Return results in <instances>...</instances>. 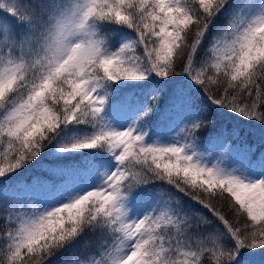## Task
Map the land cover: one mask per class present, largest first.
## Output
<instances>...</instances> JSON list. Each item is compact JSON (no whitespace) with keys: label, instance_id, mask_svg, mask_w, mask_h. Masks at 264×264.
<instances>
[{"label":"snow or ice","instance_id":"1","mask_svg":"<svg viewBox=\"0 0 264 264\" xmlns=\"http://www.w3.org/2000/svg\"><path fill=\"white\" fill-rule=\"evenodd\" d=\"M153 74L149 101L109 103L111 83ZM165 85L178 135L150 142ZM197 92L264 126V0H0V264H243L264 249V136L203 139ZM109 108L132 122L113 127Z\"/></svg>","mask_w":264,"mask_h":264},{"label":"trees","instance_id":"2","mask_svg":"<svg viewBox=\"0 0 264 264\" xmlns=\"http://www.w3.org/2000/svg\"><path fill=\"white\" fill-rule=\"evenodd\" d=\"M102 31H112L116 30V35H113L112 40L115 41L117 36H125L129 40L134 39V34L129 29H123L120 31V26L118 25H109L107 27L102 26ZM125 40H120L119 43L110 44V47L113 51L119 49ZM159 77L150 76L149 81H153L149 83V81H119L111 83L107 86L108 91L110 92L109 103L111 105H115L123 100L128 98L133 99V103L136 101V97L145 98L148 101L150 100L151 95L154 93L151 91L156 88L159 89V85L155 83L158 81ZM173 84L183 83L185 85H189L187 80H184L182 77H170L169 78ZM172 85H165L163 90L159 92V100L157 102L158 111L152 114V119L148 123L146 131H148L149 136H165L168 134V131H172V120L169 118V108H170V94H171ZM196 105L202 115H204L207 119L212 121L206 129L202 130V138L207 139L214 137L219 132L224 130H231L232 128L239 129L240 136L247 138L248 140L255 141L258 138L264 136V126L254 124L250 121H245L243 118L236 116L234 113H230L226 110L217 108L213 105L208 99L205 98L204 95L199 92L196 93L195 98ZM76 126H69L70 135H79L80 133H76L70 131L71 128ZM82 127V126H79ZM63 135V134H62ZM51 147V146H50ZM86 152H103L105 156L109 154L104 152L103 149H94V150H84ZM47 152V149L45 150ZM44 155V154H42ZM51 158V157H47ZM35 164V162H33ZM103 171V170H102ZM40 172L39 167L28 166L26 169L20 170V178L22 182H27L33 175L38 174ZM95 182H99L102 175H93L91 176ZM245 253V260L251 261L252 264H264V249L250 250L244 249L242 250ZM53 264H58V262L53 260Z\"/></svg>","mask_w":264,"mask_h":264},{"label":"rangeland","instance_id":"3","mask_svg":"<svg viewBox=\"0 0 264 264\" xmlns=\"http://www.w3.org/2000/svg\"><path fill=\"white\" fill-rule=\"evenodd\" d=\"M152 92L153 91H151V93ZM135 100L136 101L134 102V105H136V106H140L144 102L148 101L147 99L141 98V97H136ZM106 114H107V117H108L109 122L112 124L113 127H116V128H126L132 122V118H129L128 116H124V117H122L120 119H113V111H112L111 108H109L107 110ZM177 135H178V133H175V132L174 133H171V130H169L168 131V134L166 135L167 137H165V136H153V137H151V141L150 142H155L158 139H164V140H166L169 136H173L174 137V136H177ZM111 163L113 165H115L116 162L114 160H112ZM110 170L111 169H104L103 171H110ZM103 179H104V177L102 175L101 179L97 183L90 176L87 179L86 183H87V185L95 186V185L101 184L103 182ZM243 264H252V263H251V261L244 260Z\"/></svg>","mask_w":264,"mask_h":264}]
</instances>
